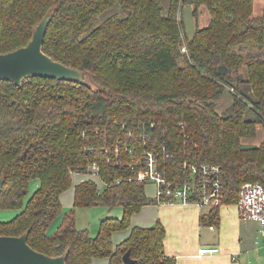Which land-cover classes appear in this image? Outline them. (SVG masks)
Here are the masks:
<instances>
[{
  "label": "trees",
  "instance_id": "obj_1",
  "mask_svg": "<svg viewBox=\"0 0 264 264\" xmlns=\"http://www.w3.org/2000/svg\"><path fill=\"white\" fill-rule=\"evenodd\" d=\"M257 0H0V52L26 44L38 21L51 15L42 50L83 71L85 82L39 75L21 84L0 79V235L27 234V242L66 264H176L165 250V227L133 225V214L155 203L138 180L144 150L159 149L157 168L173 185L190 179L184 162L217 163L223 184L220 204L236 203L246 181L264 182V5ZM204 4L206 26L187 36L179 12L184 3ZM116 3L115 11L102 15ZM186 50L182 51V47ZM225 65L221 72L219 65ZM228 89L231 103L218 111ZM163 147V148H162ZM97 177L74 186L73 205L119 207L100 219L95 235L65 212L57 230L46 232L60 212V195L72 174ZM33 192L25 200L31 185ZM220 204L201 220L214 223ZM129 229L113 244V233Z\"/></svg>",
  "mask_w": 264,
  "mask_h": 264
},
{
  "label": "crops",
  "instance_id": "obj_2",
  "mask_svg": "<svg viewBox=\"0 0 264 264\" xmlns=\"http://www.w3.org/2000/svg\"><path fill=\"white\" fill-rule=\"evenodd\" d=\"M168 3L169 0L165 4L164 1L162 3L165 11L168 8ZM201 6L204 8L201 9ZM192 10L193 5L190 10L193 14ZM182 11L181 9L179 15L183 20L185 33L189 37L193 35L196 23H198L199 27L206 26L209 23L210 13L204 4L198 7L197 19L194 17V14L190 19L192 25L190 23L189 25L185 24V16ZM186 28H188V31ZM231 101L232 96L228 89H225L216 100L217 110H223ZM258 126L263 131L262 126L260 124ZM263 137L264 133L257 140L256 144ZM246 139L249 138H244L243 140ZM87 178L85 175V178L78 179L76 183ZM92 179L99 186L102 185L100 180L93 177ZM76 183L72 187L73 194ZM146 185L145 192L147 194ZM154 190L155 186L152 185V195L154 194ZM61 196L62 193L60 201ZM147 196L151 197L149 194ZM212 205L208 204V208L203 209V207L199 208L194 203H149L144 205L139 212L132 215L131 222L133 225L149 226L157 220L161 221L166 231L164 239L165 250L168 254L175 257L176 264H264V248L259 242L258 222L241 218L236 203L220 204L218 219L214 223L201 220V215L208 213ZM210 225H214V227L210 228ZM128 232L129 229L122 231L115 243L123 239ZM116 233L117 231L113 234ZM207 245L218 246L220 251L214 254H198L199 248ZM232 255L235 258H232ZM105 263L106 259H103L102 264Z\"/></svg>",
  "mask_w": 264,
  "mask_h": 264
},
{
  "label": "built area",
  "instance_id": "obj_3",
  "mask_svg": "<svg viewBox=\"0 0 264 264\" xmlns=\"http://www.w3.org/2000/svg\"><path fill=\"white\" fill-rule=\"evenodd\" d=\"M182 51L186 48L183 46ZM163 148V147H162ZM143 165L137 173L138 180H146L155 186L154 194L150 197L155 203H194L199 208L208 204H220L223 198V184L220 177V167L217 163L184 162L183 167L190 171V179L178 185H173L159 171V149L153 147L144 150ZM97 175L95 163L90 166ZM237 208L239 216L251 219L259 224V242L264 248V182L246 181L241 184ZM214 225H210L213 228ZM220 251L218 246H202L198 254H214ZM232 258H235L232 255Z\"/></svg>",
  "mask_w": 264,
  "mask_h": 264
},
{
  "label": "water",
  "instance_id": "obj_4",
  "mask_svg": "<svg viewBox=\"0 0 264 264\" xmlns=\"http://www.w3.org/2000/svg\"><path fill=\"white\" fill-rule=\"evenodd\" d=\"M51 15H44L35 25L29 41L14 49L0 52V79L21 84L31 75L64 79L72 82H85L82 70L71 67L52 58L42 50L46 29ZM223 72L225 65H219ZM3 178L0 177V186ZM125 264H133L134 259L127 250L122 255ZM0 264H66V255H49L36 250L27 242V234L0 235Z\"/></svg>",
  "mask_w": 264,
  "mask_h": 264
},
{
  "label": "rangeland",
  "instance_id": "obj_5",
  "mask_svg": "<svg viewBox=\"0 0 264 264\" xmlns=\"http://www.w3.org/2000/svg\"><path fill=\"white\" fill-rule=\"evenodd\" d=\"M164 1V4L168 1V0H162V3ZM254 10L255 11H259L261 9V7L264 4V0H257L256 2H254ZM191 3H184V6L182 8V13L184 14V22L186 25H189V23L192 25V21H190V19L193 17V14L191 13ZM204 7L201 6V9H203ZM119 12L121 13V8L119 6L118 3H116V5L112 8L109 9L108 11H106L104 13V15H102L101 18H104L107 14H110L112 12ZM194 19V18H193ZM188 31V28H186ZM263 134V131L260 129V126L257 127V131H256V135L252 138L246 139V140H242L243 143L245 144H256L257 140L259 138H261ZM85 175L89 178V177H93L97 180L98 177L96 174H94L93 172H88L87 174L84 172H77V173H73L72 176V183L71 186L69 188H67L65 190V192H62V196H61V207H60V212L56 214V216L54 217V219L49 223V225L46 228V232L48 234H52L53 232H55L58 228V226L60 225V221H61V217L62 215L71 210H74V218H75V224L78 228H87L88 232L91 235H95L100 227V219L107 216V215H121V209L119 207H115L113 209H108L105 206H102L100 204H96V205H88V206H74L73 205V185L74 183L77 182L78 179L84 177ZM101 182V181H100ZM77 184V183H76ZM152 185L151 183H148L146 185V191L147 194H149L150 196H152ZM36 186V182H34L31 185L30 191L27 193L25 200L27 199V197L30 195V193L33 192V189ZM208 205H204L203 209H207ZM19 209L17 208H1L0 209V218L2 219H9L12 216H14L16 214V212H18ZM124 231V230H119L117 231L116 234H113L112 237V241L113 244H115V241L117 239V237L119 236V234ZM115 235V236H114ZM103 259L105 258H95L93 260V264H102L103 263Z\"/></svg>",
  "mask_w": 264,
  "mask_h": 264
}]
</instances>
